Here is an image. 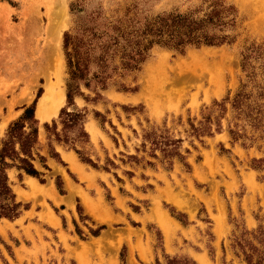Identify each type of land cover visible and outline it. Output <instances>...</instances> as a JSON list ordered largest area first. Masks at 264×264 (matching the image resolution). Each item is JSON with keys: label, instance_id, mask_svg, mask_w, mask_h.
Masks as SVG:
<instances>
[{"label": "rangeland", "instance_id": "374dc122", "mask_svg": "<svg viewBox=\"0 0 264 264\" xmlns=\"http://www.w3.org/2000/svg\"><path fill=\"white\" fill-rule=\"evenodd\" d=\"M212 1L0 0V147L34 104L35 155L47 165L34 160L38 177L7 168L21 211L0 216V264H84L79 255L85 264H158L167 256L248 264L231 243L264 222V0H222L232 12L223 44L153 45L133 70L116 53L107 86L82 84L67 103L65 33L165 12L203 15ZM193 60L221 64L219 88L179 73ZM158 66L170 78L154 96L149 71ZM89 70H99L95 59ZM47 83L63 97L57 113L40 119ZM64 107L83 113L87 137L70 131L65 142L49 133L45 124L55 121L63 137Z\"/></svg>", "mask_w": 264, "mask_h": 264}, {"label": "trees", "instance_id": "16d2710c", "mask_svg": "<svg viewBox=\"0 0 264 264\" xmlns=\"http://www.w3.org/2000/svg\"><path fill=\"white\" fill-rule=\"evenodd\" d=\"M231 13V8L224 5L222 0H213L209 4V10L203 15L165 12L151 17L146 16L143 20L132 17L126 25L124 23L105 25L100 32L95 30L96 26L85 24L75 35L65 33L64 46L69 74L66 83L68 105L74 104L75 95L83 94L82 84L86 87L97 83L102 87L107 86V78L110 75L108 68L111 65V58L116 53L120 54L121 66L125 70H133L147 58L148 50L153 45L183 50L187 45L223 44L228 39V35L223 32V26L229 22L228 17ZM94 59L99 70L90 75L89 64ZM113 68L117 69V66ZM242 95L243 93H239L235 101L239 102ZM60 116L64 125L63 137L56 131L55 121L52 127L45 124L49 133L55 135L58 141L68 142L70 131L75 132L77 136L87 137L83 128L82 112L69 111L64 107L60 111ZM193 128L197 134L204 131L196 126ZM37 141L38 122L34 116L33 104L26 107L22 115L9 125L2 139L0 216L14 218L21 211V203L16 200L9 183L7 168L16 167L38 177L42 173L34 164L37 158L47 168L45 156L38 152L35 155ZM51 154L57 156L53 149ZM231 247L236 255L241 256L248 264H264V222L256 229L244 230L235 235ZM158 264H196V262L189 257L167 256L164 263L158 261Z\"/></svg>", "mask_w": 264, "mask_h": 264}, {"label": "bare ground", "instance_id": "6f19581e", "mask_svg": "<svg viewBox=\"0 0 264 264\" xmlns=\"http://www.w3.org/2000/svg\"><path fill=\"white\" fill-rule=\"evenodd\" d=\"M161 63H162V59H161ZM162 64H160V65H162ZM218 64L219 63L215 64L212 61H211V63H209V62H203V60L202 61L193 60V61H190L188 63L185 62V63L179 64L178 67L181 70L179 73L184 74V72H186L187 74H189L191 77H193L198 82L200 81L202 85L207 84L209 86V88H211V87L219 88L222 81H223V72L221 70L222 67L219 66L221 64H219V65ZM149 72H150L149 76L151 77V85L149 84V87H147L148 88L147 91H149L151 95H154L157 93L160 94L163 86L166 84V81H168L169 75L167 76L165 70L159 66H158V68L151 69ZM55 85H57V84H55ZM62 97H63V93L61 90L57 91V90H55L54 85L52 83H47L46 91L42 94V96L40 97V99L37 103V106H36L37 107L36 108L37 117H39L40 119H48L52 114L57 113V110H58V107H59V104L61 102ZM156 100H157V98H156ZM161 222L163 224L165 232L168 234V229H169L168 226L170 223L169 219L164 216V217H162ZM90 253H92V252H90ZM78 259L81 263L85 264V261L82 258V256L79 255ZM85 259H86V257H85ZM199 260H200L201 264H207L205 259L200 258ZM86 263H88V262H86Z\"/></svg>", "mask_w": 264, "mask_h": 264}]
</instances>
